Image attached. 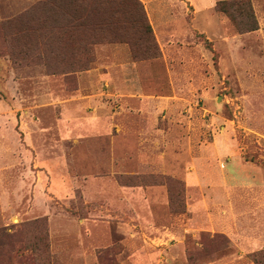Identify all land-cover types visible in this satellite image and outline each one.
Masks as SVG:
<instances>
[{
  "label": "rangeland",
  "instance_id": "obj_1",
  "mask_svg": "<svg viewBox=\"0 0 264 264\" xmlns=\"http://www.w3.org/2000/svg\"><path fill=\"white\" fill-rule=\"evenodd\" d=\"M38 1L0 0V264H264V0H141L87 68Z\"/></svg>",
  "mask_w": 264,
  "mask_h": 264
},
{
  "label": "trees",
  "instance_id": "obj_2",
  "mask_svg": "<svg viewBox=\"0 0 264 264\" xmlns=\"http://www.w3.org/2000/svg\"><path fill=\"white\" fill-rule=\"evenodd\" d=\"M31 12L38 13L35 30L67 48L70 59L64 63L74 68H87L92 62L88 57L74 56L73 50L80 43L89 53L91 45L99 42H128L135 51L139 33L153 41L141 0H40Z\"/></svg>",
  "mask_w": 264,
  "mask_h": 264
},
{
  "label": "crops",
  "instance_id": "obj_3",
  "mask_svg": "<svg viewBox=\"0 0 264 264\" xmlns=\"http://www.w3.org/2000/svg\"><path fill=\"white\" fill-rule=\"evenodd\" d=\"M162 19H164V18H162Z\"/></svg>",
  "mask_w": 264,
  "mask_h": 264
}]
</instances>
